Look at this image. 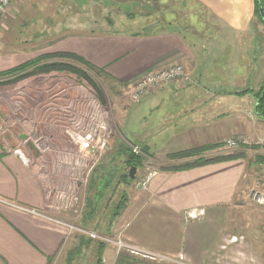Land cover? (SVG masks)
Wrapping results in <instances>:
<instances>
[{
    "label": "crops",
    "instance_id": "1",
    "mask_svg": "<svg viewBox=\"0 0 264 264\" xmlns=\"http://www.w3.org/2000/svg\"><path fill=\"white\" fill-rule=\"evenodd\" d=\"M177 2L189 11L182 13L181 30L162 22L168 14L158 7ZM143 8L150 16L158 13L161 28H123L139 25L134 12ZM255 13V0H13L0 18V71L42 54L68 52L128 86L149 72L182 64L189 84L165 89L173 100L168 153L216 145L264 125L249 108L254 101L256 109L254 93L264 82V43L257 56ZM154 171L148 188L134 193L119 217L127 242L181 256L186 264H264L254 246L230 239L227 228L230 210L251 200L255 186L244 158ZM43 172L0 138V264H50L58 253L82 246L63 220L53 218L64 213L73 187L56 189ZM194 210L203 214L190 218ZM102 256L103 263L110 259L107 250Z\"/></svg>",
    "mask_w": 264,
    "mask_h": 264
},
{
    "label": "rangeland",
    "instance_id": "2",
    "mask_svg": "<svg viewBox=\"0 0 264 264\" xmlns=\"http://www.w3.org/2000/svg\"><path fill=\"white\" fill-rule=\"evenodd\" d=\"M258 1L261 3L259 11L262 8L264 14V0ZM167 6L170 9L158 6L168 14L161 21H171L173 26L170 28L181 30L179 24L182 23L183 14L189 16L188 9L185 10L179 2L173 8ZM134 13L141 23L135 27H123L126 30L151 32L161 28L156 24L158 16L154 17L157 12L150 16V12L143 8ZM260 14L256 11L254 18L258 36L257 56L263 51L264 43V17L261 11ZM113 19L118 22L123 20ZM48 59L60 60V56ZM256 62L260 63V60ZM179 65L183 73L171 83L176 82L175 87L184 88L191 80L185 67L179 63L166 67ZM92 74L103 90L104 102L88 80L73 72L50 71L0 86V113L3 114L0 138L24 155L29 163L44 171L45 177L53 182V187L67 191L73 187L74 193L68 205H65L64 213L50 215L63 220L68 225L69 233L77 234L82 246L73 253H70L71 248H67L69 251L62 255L58 253L50 264H186L180 260L183 259L181 256L160 255L127 242L119 224V217L126 212L134 193L148 188H143L139 183L151 171L195 159L172 158V153H168L172 144L168 135L173 132L172 125L168 123L173 100L165 92L169 84L135 101L130 97L133 83L122 85L104 71ZM253 102L249 105L254 113L253 118L257 124L264 123V118L256 115ZM263 135L264 125L249 131L248 137L243 134L233 137L241 140L238 148L228 149L225 140L230 137H227L206 150L204 155L243 153L248 180L254 186L259 178L264 181V145L259 143ZM134 151L142 159L137 166L129 160ZM132 167L135 168L134 178H127ZM106 183L108 185L103 193H99ZM96 194L101 195L100 199H96ZM244 203L239 202L237 207L230 210L227 225L232 232L230 239L254 246L260 258H264V207L249 197ZM101 242L105 245L103 250L99 248ZM106 250L110 259L103 263L102 254Z\"/></svg>",
    "mask_w": 264,
    "mask_h": 264
},
{
    "label": "trees",
    "instance_id": "3",
    "mask_svg": "<svg viewBox=\"0 0 264 264\" xmlns=\"http://www.w3.org/2000/svg\"><path fill=\"white\" fill-rule=\"evenodd\" d=\"M260 5L261 3H259V1L256 0V11L258 15H261L259 11ZM54 56H57V57L60 56V60L50 61L48 59V57L51 58ZM45 60H49V61L46 63ZM68 60H72L74 63H71ZM50 71L52 72L53 71H64V72H71V73L73 72V73H76L77 75H80L81 78H84L90 82L92 87L97 92L99 98L102 99L103 102L105 101L103 90L100 84L94 79L93 74H92V72L99 73L100 71H104V70L93 65L92 63H90L89 61L81 57L80 55L68 53V52H55V53H50V54L47 53L44 55H40L36 58L30 59L28 61H25L7 70L0 71V86L17 83L28 77L41 75L43 73H47ZM244 92H248V90H245ZM254 94H255L256 101H257L255 113L256 115L264 118V82L261 88L255 91ZM1 116L3 117L2 113H0V120H2ZM213 146L215 145H205V146H200V147L191 148V149L172 153L170 154L172 158H190V157L194 158L195 157V159L182 163V164L173 165L169 167L166 166L162 168L171 169V170H180V169L190 168V167L197 166V165H203V164H207L211 162L221 161V160L243 158L244 156L243 153L237 151V153L236 152H225L223 154L217 153V155L206 157V155H204V152L206 150H209ZM129 158H130L129 159L130 163L132 165L137 166L138 164L142 163L141 155L136 153V151L132 152ZM127 178H132L130 176V173H128ZM107 185H108L107 183L103 184V187H101L98 192L103 193V190L107 187ZM100 196H101L100 194H96V199H100L99 198ZM91 203L92 202H88V204H91ZM104 247L105 245L103 244V242H101L99 245L100 250H103Z\"/></svg>",
    "mask_w": 264,
    "mask_h": 264
},
{
    "label": "built area",
    "instance_id": "4",
    "mask_svg": "<svg viewBox=\"0 0 264 264\" xmlns=\"http://www.w3.org/2000/svg\"><path fill=\"white\" fill-rule=\"evenodd\" d=\"M13 0H0V18L5 14L9 9ZM182 66L176 67H166L162 70L152 72L149 75L137 80L130 88L131 95L130 97L138 101L146 94L158 91L159 89L164 88L167 84L179 79L182 75ZM186 77H183V79ZM105 141V140H104ZM241 142L240 138L230 137L225 140V146L228 149H235L239 147ZM105 143V142H104ZM259 143L264 145V135L259 138ZM156 174V171H151L141 182L139 183L143 188H146L151 180V178ZM251 199L258 205L264 207V181L263 178H259L250 193ZM28 212L33 214L43 215L39 211L31 208L21 207ZM203 214V210H194L188 212L190 218H196L199 215ZM94 236V234H92ZM181 260V259H180Z\"/></svg>",
    "mask_w": 264,
    "mask_h": 264
},
{
    "label": "water",
    "instance_id": "5",
    "mask_svg": "<svg viewBox=\"0 0 264 264\" xmlns=\"http://www.w3.org/2000/svg\"><path fill=\"white\" fill-rule=\"evenodd\" d=\"M260 11H261V13H262V15H263V17H264V14H263V9L262 8H260ZM135 173V168L134 167H132L131 168V170H130V176L131 177H134V174Z\"/></svg>",
    "mask_w": 264,
    "mask_h": 264
}]
</instances>
